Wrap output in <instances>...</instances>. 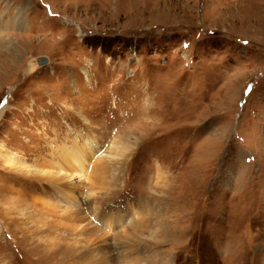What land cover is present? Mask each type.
<instances>
[{
  "label": "rangeland",
  "instance_id": "rangeland-1",
  "mask_svg": "<svg viewBox=\"0 0 264 264\" xmlns=\"http://www.w3.org/2000/svg\"><path fill=\"white\" fill-rule=\"evenodd\" d=\"M2 154L0 264H264V0H0Z\"/></svg>",
  "mask_w": 264,
  "mask_h": 264
},
{
  "label": "bare ground",
  "instance_id": "bare-ground-1",
  "mask_svg": "<svg viewBox=\"0 0 264 264\" xmlns=\"http://www.w3.org/2000/svg\"><path fill=\"white\" fill-rule=\"evenodd\" d=\"M71 157H72V159H73V162H74V164L75 165H80L81 166V162L79 161V158L76 156V155H71ZM108 159L110 160V161H112V159L114 158L110 153L108 154ZM106 157V158H107ZM0 158H1V160H3V162H5V163H10V158H9V156L7 155V154H2L1 156H0ZM7 164V165H8ZM44 174V173H43ZM61 174V175H60ZM56 178H60V179H62V178H64V177H66V173L62 170V169H60L59 170V172L56 174ZM64 176V177H63Z\"/></svg>",
  "mask_w": 264,
  "mask_h": 264
},
{
  "label": "water",
  "instance_id": "water-1",
  "mask_svg": "<svg viewBox=\"0 0 264 264\" xmlns=\"http://www.w3.org/2000/svg\"><path fill=\"white\" fill-rule=\"evenodd\" d=\"M36 63H37L39 66H42L43 64H45V60L42 59V58H38V59L36 60Z\"/></svg>",
  "mask_w": 264,
  "mask_h": 264
}]
</instances>
